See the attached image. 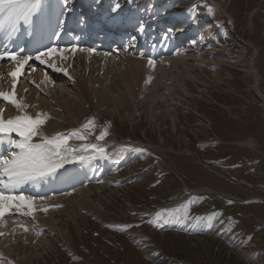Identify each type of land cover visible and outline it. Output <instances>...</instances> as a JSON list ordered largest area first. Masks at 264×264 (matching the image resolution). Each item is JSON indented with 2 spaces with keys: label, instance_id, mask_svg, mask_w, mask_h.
<instances>
[{
  "label": "rangeland",
  "instance_id": "1",
  "mask_svg": "<svg viewBox=\"0 0 264 264\" xmlns=\"http://www.w3.org/2000/svg\"><path fill=\"white\" fill-rule=\"evenodd\" d=\"M150 1L143 5L184 14L173 20L187 19L180 27L189 38L183 45V33L170 31V40L204 58L192 68L197 82L183 77L189 94L179 86L169 91L180 130L173 133L169 123L163 136L143 108L122 120L95 102L80 121L49 125L47 134L70 129L79 142L66 135L69 153L107 160L118 171L108 183L127 189L112 203L93 194L102 208L86 202L75 206L76 215L63 203L52 205L70 228L71 244L48 232L54 249L36 264H264V106L245 70L253 57L264 94V0Z\"/></svg>",
  "mask_w": 264,
  "mask_h": 264
},
{
  "label": "bare ground",
  "instance_id": "2",
  "mask_svg": "<svg viewBox=\"0 0 264 264\" xmlns=\"http://www.w3.org/2000/svg\"><path fill=\"white\" fill-rule=\"evenodd\" d=\"M209 15L211 16V14ZM170 41L171 44L165 46L159 60H156L155 57L156 50L152 51L149 58L141 54H107L100 53L94 48L79 49L75 53L66 52L64 59L59 56L53 58L57 67L63 68L65 71H56L46 64L36 63L31 71L27 72L28 75L23 73L22 77L20 76L21 80L18 78L16 81L9 75L11 71L15 70L14 64L0 66V91L11 92L14 90L18 101L23 105L20 109L10 104L6 106V101L0 98V117L10 118L12 115L25 114L35 117L40 114L43 116L55 113L56 116L50 120V123L41 127L43 131L49 132L51 131L49 125L65 128V124L70 121L73 123L80 121L95 102L101 107H106L107 112L114 113L122 120H134L136 111H143V108L147 121L150 124L159 125L160 135L165 136L164 126L169 123H171L170 127L173 133L174 131L177 133L180 130V117L171 110L172 104L168 97L171 96V91L175 86H179L186 93L189 92L188 84L183 77L193 81L197 80L192 73V68L194 64L200 63L199 58L202 59L203 56L195 54L194 57L191 54L188 56L181 44L175 41V38ZM170 47L173 50L171 49L169 52ZM149 60H153L155 63L150 65ZM245 70L255 76L256 84L253 86V91L264 106V94L260 89V75L253 57L247 62ZM13 83L16 85L15 89L12 87ZM168 120L169 122H167ZM141 124L144 126L145 123L143 121L138 123L139 126ZM170 127L168 126V128ZM170 136L171 134L167 135L169 138ZM177 138L181 139V134ZM36 141L33 140V143H38ZM109 179L111 180L110 175H104L100 178L101 183L85 184L82 190L77 191L76 195L69 193L48 200L45 198L38 200L23 193L22 195L32 200V208L29 209L27 206L12 207L0 216V264H7L9 261L7 259L10 258L14 259L17 264H36V260L38 261L39 258L44 259V255L54 249L52 238L47 235L48 232L58 235L71 244L70 228L66 223H63L62 216H57L52 209L45 213L44 210L52 205L63 203L65 210L68 209L76 215L79 213L75 206H86V202L101 209L103 203L92 198L93 194L94 197L105 203H112L115 195L119 196L127 189L124 186H111L107 181ZM71 181L74 183L73 180ZM123 197L126 202H129L128 196L124 195ZM71 202L74 204L73 208ZM36 222L39 227L34 232L25 234L27 230L25 225L36 224ZM40 230H44L46 234L39 236ZM36 241L37 243H35Z\"/></svg>",
  "mask_w": 264,
  "mask_h": 264
},
{
  "label": "snow or ice",
  "instance_id": "3",
  "mask_svg": "<svg viewBox=\"0 0 264 264\" xmlns=\"http://www.w3.org/2000/svg\"><path fill=\"white\" fill-rule=\"evenodd\" d=\"M41 2L42 0H0V28L6 22L20 16H24L25 20H28L40 8ZM118 7L119 5H117ZM78 50L77 46H72L70 49L50 46L46 51L40 52L34 58L22 56L19 52L5 50L0 52V62L8 60L15 63V70L11 71L9 75L16 81L33 59L39 61L40 64H46L56 71H65V69L57 67L53 58L59 56L64 59L66 52L75 53ZM154 63L155 61L149 60L150 65ZM12 87L15 89V83H13ZM0 98L17 109L23 107L18 101L14 90L11 92L0 91ZM44 123L45 120L43 118L35 119L27 114L17 116L15 119H8L7 121L0 117V143L3 142V135L11 137L15 133L21 138L15 143L10 140L11 147L19 149V152H13L11 159L7 156L0 158V216L12 207L22 208L27 206L29 209L32 208V200L30 198L22 194H14L15 190L21 185L54 175L66 162H72L74 159L79 162L85 160L83 155L73 157L68 149L65 148L68 144V137L66 136H57L56 138L42 137V142L33 143L32 138L40 135L39 126ZM99 139L103 140L104 135H101ZM100 151L103 152V149H100Z\"/></svg>",
  "mask_w": 264,
  "mask_h": 264
}]
</instances>
